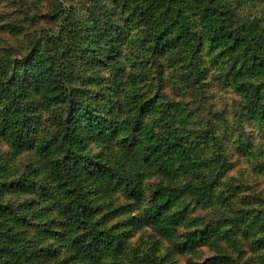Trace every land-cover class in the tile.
<instances>
[{"label": "rangeland", "instance_id": "rangeland-1", "mask_svg": "<svg viewBox=\"0 0 264 264\" xmlns=\"http://www.w3.org/2000/svg\"><path fill=\"white\" fill-rule=\"evenodd\" d=\"M214 1L211 15L193 11L199 8L198 0H180L185 17L176 18V10L165 5L151 14L152 20L151 15L136 16L147 0H0V83L36 50L58 54L62 62L68 55L69 89L89 98L99 115L114 121L113 136L89 140L79 153L116 172L127 171L143 184L141 199L114 186H85L81 203L90 218L83 226L75 225L58 211L59 195L41 198L48 188L56 189L44 167L48 160L74 162L60 147L48 158L39 151L64 132V107L55 102L42 105L36 98L24 101L29 143L18 149L16 135L0 130V166L8 170L0 211L7 217L21 210L17 202L28 206V197L41 208L22 217L24 224L50 227L57 242H77L84 236L89 242L96 235L106 243L103 252L88 259L68 252L69 264H149L151 258L157 264H264V124L261 114L254 113L256 102L241 90L242 83H261L264 68L241 52L230 54L223 47L222 31L228 30L226 21L252 25L264 4ZM101 25L107 26L102 34ZM167 27L179 36L169 48L158 50L154 42ZM197 31L205 40L201 49L194 48L191 32ZM3 102L0 99V120ZM144 105L145 114L140 109ZM136 120L156 131L178 127L193 131L192 138L198 134L201 145L193 169L173 179L135 161L140 152L130 144ZM82 175L84 180L77 178L80 186L88 180L85 172ZM161 186L181 191L170 215L184 214L193 223L188 229L179 225L173 237L161 235L147 214L151 194ZM47 198V203L42 201ZM211 223L222 225L229 236L187 247L190 232Z\"/></svg>", "mask_w": 264, "mask_h": 264}, {"label": "trees", "instance_id": "trees-1", "mask_svg": "<svg viewBox=\"0 0 264 264\" xmlns=\"http://www.w3.org/2000/svg\"><path fill=\"white\" fill-rule=\"evenodd\" d=\"M147 1L149 3L145 5V8L136 13L137 18H148L152 13L155 14L156 11L164 9L165 5L176 10V18L186 15L181 8L180 0ZM198 1L199 8H193V11L199 15H211V8L216 7L212 4L215 1L206 0V3L205 0ZM191 2L195 4L197 0H191ZM261 3L264 4V0H261ZM151 19L154 20L153 15ZM226 19L223 18V21ZM252 21V25H249L250 21H226L228 30L222 29L223 38L226 39L223 47L230 49V54L233 55L241 52L243 57L247 56L252 63L261 62L264 68V8L263 13ZM99 30L102 34L107 30V26L101 25ZM194 33L191 32L195 35L194 48L201 49L205 40L198 31ZM178 36L167 27L165 32L156 38L154 46L158 50L169 48ZM70 61L66 54H64L63 62L58 54L46 53V51L36 50L29 54L22 68L12 74L9 80L0 83V99H4L0 130L15 134L14 144L18 149H22L29 143L28 134L31 129L24 101L36 98L42 105L49 102L63 105L67 115L64 132L57 135L55 141L43 144L39 151L43 158H48L51 151L60 147L61 151L65 149V154L73 157L74 162H68L69 159L48 160L44 167L49 171L51 182L56 189L48 188L42 193L41 198L45 195H59L60 202L56 204L58 211L64 213L63 215L75 225L83 226L90 218V214H87L82 204L83 191L90 183L100 187L122 188L128 195L140 199L144 195L143 184L137 183L129 172H116L113 168L98 164L94 158H83L79 153L87 141L105 140L113 136L115 130L112 116L99 115L96 105L90 102L89 98L78 97L72 89H69L70 80L66 64ZM241 90L247 93V98L256 102L254 113L261 114V122L264 124V78H261V83H242ZM140 109L143 114L147 112L145 105ZM132 127L135 138L130 145L135 146L140 152V156L135 161H141L145 167L155 169L173 179L188 173L195 166L197 161L195 158L197 159L198 156L196 148L201 145V137L198 134L192 138L193 131L187 132L186 129L182 130L178 127L177 129L163 127L156 131L155 128H150L138 120ZM7 172L5 166H0V192L4 190L2 180ZM83 172L87 174L88 180L80 186L77 178L84 180ZM15 186L16 184H13L10 187L13 189ZM180 196L179 189L169 186H161L151 194L147 214L157 224L161 235L165 237H173L179 225L188 229L193 224L184 214L170 215ZM48 199H42V201L46 202ZM25 200L28 201L26 204L28 206H22L21 202H17L21 210H14L7 217L0 211V241H6L0 242V264H69L71 259L68 252H75L78 259L82 260L105 249L106 243L101 242L96 235H93L89 242H84L86 236L79 238L77 242H57L52 236L50 227L48 230L35 229L29 224H24L21 221L22 217H30L36 213L33 212L34 209L41 208L32 199L27 197ZM45 206L47 205L43 207ZM6 221L12 223V226ZM215 224L211 223L202 229L190 232L186 242L187 247H194L202 239L214 238L217 242L225 240L229 232L223 230L222 225ZM22 239L24 242H14ZM231 241L235 242L234 239ZM154 250H157V246ZM215 260H211L210 263H215ZM149 264H157V262L151 258Z\"/></svg>", "mask_w": 264, "mask_h": 264}]
</instances>
